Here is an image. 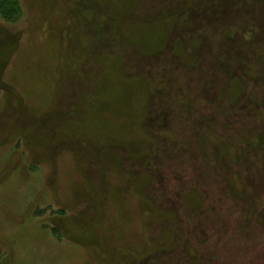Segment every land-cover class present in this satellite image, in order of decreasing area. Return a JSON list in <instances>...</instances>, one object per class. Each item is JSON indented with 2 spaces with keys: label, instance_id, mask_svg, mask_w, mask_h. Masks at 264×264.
Returning <instances> with one entry per match:
<instances>
[{
  "label": "rangeland",
  "instance_id": "rangeland-1",
  "mask_svg": "<svg viewBox=\"0 0 264 264\" xmlns=\"http://www.w3.org/2000/svg\"><path fill=\"white\" fill-rule=\"evenodd\" d=\"M17 2L0 264H264L258 0Z\"/></svg>",
  "mask_w": 264,
  "mask_h": 264
},
{
  "label": "bare ground",
  "instance_id": "bare-ground-1",
  "mask_svg": "<svg viewBox=\"0 0 264 264\" xmlns=\"http://www.w3.org/2000/svg\"><path fill=\"white\" fill-rule=\"evenodd\" d=\"M251 4H254V5H256V3L254 2H251ZM264 0H263V4H262V0H258V5H257V9L255 10V8H254V10H253V6H251V8H250V13H252V14H256V16H257V18H258V23H259V25H260V29H262V34H264ZM11 46V43L10 42H8V40H5V39H3V37H2V34H1V32H0V51H1V53H0V57L1 58H3V56H4V50L5 49H7L8 47H10ZM210 90V89H209ZM204 89L202 90V93H201V95H204ZM246 230H249V228L247 229L246 228ZM263 231H264V228H263ZM185 253V252H184ZM165 259V256H162L161 254L160 255H157V258H156V261H157V263H161L163 260ZM171 261H172V259H170ZM170 261V262H171ZM181 261V260H180ZM174 262V261H173ZM176 262V261H175ZM155 263V262H154Z\"/></svg>",
  "mask_w": 264,
  "mask_h": 264
},
{
  "label": "trees",
  "instance_id": "trees-1",
  "mask_svg": "<svg viewBox=\"0 0 264 264\" xmlns=\"http://www.w3.org/2000/svg\"><path fill=\"white\" fill-rule=\"evenodd\" d=\"M20 14L17 0H0V15L5 20L17 19Z\"/></svg>",
  "mask_w": 264,
  "mask_h": 264
}]
</instances>
